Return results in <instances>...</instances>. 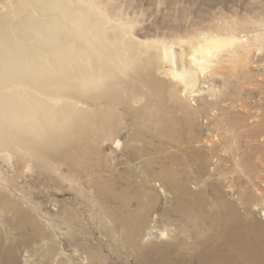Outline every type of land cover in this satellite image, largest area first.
I'll list each match as a JSON object with an SVG mask.
<instances>
[{
	"label": "rangeland",
	"instance_id": "1",
	"mask_svg": "<svg viewBox=\"0 0 264 264\" xmlns=\"http://www.w3.org/2000/svg\"><path fill=\"white\" fill-rule=\"evenodd\" d=\"M106 2L118 27L112 32L135 39L141 58L153 56L156 78L163 84L138 120L152 126L153 110L172 123L167 136L148 131L141 140H131L136 125L122 117L120 147L100 145L105 173L114 174L118 190L109 200L111 210L122 212V201L133 215L146 208L144 228L168 233L148 240L151 244L196 240L195 227L175 206L178 191L201 196L204 210L220 206L226 211L231 202L249 225L264 224V0ZM204 36L224 44L203 66L193 65V92H185L183 81L166 72L164 47L192 40L188 56L199 55L196 43ZM145 100L133 102V108L146 105ZM131 147L143 151L136 155ZM30 164L18 168L15 159L3 155L0 179L15 196L27 199L44 233L27 238L9 213L0 212V252L11 251L0 257V264H137L126 226L92 204V190L84 182L89 175L74 177L56 158L42 167Z\"/></svg>",
	"mask_w": 264,
	"mask_h": 264
},
{
	"label": "bare ground",
	"instance_id": "2",
	"mask_svg": "<svg viewBox=\"0 0 264 264\" xmlns=\"http://www.w3.org/2000/svg\"><path fill=\"white\" fill-rule=\"evenodd\" d=\"M113 23L106 0H0V157L15 159L18 168L32 165L30 161L42 167L56 158L74 177L89 175L84 182L92 190V204L126 226L137 264H264V224L249 225L231 202L226 211L220 206L204 210L201 196L177 192L175 206L196 230L190 245L148 243L168 233L155 226L144 228L146 208L133 215L125 201L122 212L109 207L118 190L114 174L105 173L100 145L112 142L120 147L122 117L136 125L131 140H141L148 131L154 137L166 135L172 126L170 119L153 110L152 126L138 120L163 84L156 78L153 56L141 58L139 43L112 32ZM189 42H170L163 51L166 72L183 81L185 92H193V65L203 66L224 44L220 38L204 36L196 43L199 55L188 56ZM141 97L146 105L133 108ZM131 148L136 155L143 151ZM4 184L8 185L0 179V212L9 213L19 231H27V238L41 236L42 225L27 199Z\"/></svg>",
	"mask_w": 264,
	"mask_h": 264
}]
</instances>
